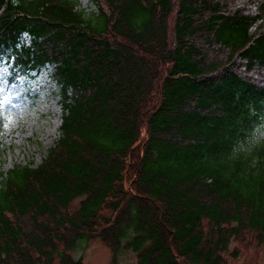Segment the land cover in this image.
<instances>
[{
  "label": "trees",
  "instance_id": "16d2710c",
  "mask_svg": "<svg viewBox=\"0 0 264 264\" xmlns=\"http://www.w3.org/2000/svg\"><path fill=\"white\" fill-rule=\"evenodd\" d=\"M91 3L0 0L9 86L50 67L61 109L0 186V264H85L93 240L114 262L227 264L244 232L264 242V0Z\"/></svg>",
  "mask_w": 264,
  "mask_h": 264
},
{
  "label": "rangeland",
  "instance_id": "374dc122",
  "mask_svg": "<svg viewBox=\"0 0 264 264\" xmlns=\"http://www.w3.org/2000/svg\"><path fill=\"white\" fill-rule=\"evenodd\" d=\"M86 13L96 11L91 0H77ZM24 41L28 42L25 36ZM47 67L32 79L9 86L7 72L0 69V105H3L4 130L0 136V186L14 166L36 167L58 139L61 123L59 90ZM57 128L55 129V127ZM78 202L71 205L77 208ZM85 264H137L135 255L124 252L116 262L111 250L99 240L82 245L75 253ZM227 264H264V242L254 232L234 238L223 254ZM235 255V256H234Z\"/></svg>",
  "mask_w": 264,
  "mask_h": 264
},
{
  "label": "snow or ice",
  "instance_id": "6c2138e0",
  "mask_svg": "<svg viewBox=\"0 0 264 264\" xmlns=\"http://www.w3.org/2000/svg\"><path fill=\"white\" fill-rule=\"evenodd\" d=\"M3 110V105H0V111H2Z\"/></svg>",
  "mask_w": 264,
  "mask_h": 264
},
{
  "label": "clouds",
  "instance_id": "9594fccd",
  "mask_svg": "<svg viewBox=\"0 0 264 264\" xmlns=\"http://www.w3.org/2000/svg\"><path fill=\"white\" fill-rule=\"evenodd\" d=\"M23 35L27 36V35H29V33L25 32V33H23Z\"/></svg>",
  "mask_w": 264,
  "mask_h": 264
},
{
  "label": "bare ground",
  "instance_id": "6f19581e",
  "mask_svg": "<svg viewBox=\"0 0 264 264\" xmlns=\"http://www.w3.org/2000/svg\"><path fill=\"white\" fill-rule=\"evenodd\" d=\"M57 128V126L55 127V129Z\"/></svg>",
  "mask_w": 264,
  "mask_h": 264
}]
</instances>
